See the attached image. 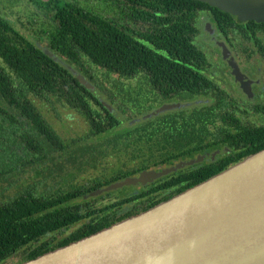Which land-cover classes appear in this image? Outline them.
Instances as JSON below:
<instances>
[{
	"label": "trees",
	"instance_id": "16d2710c",
	"mask_svg": "<svg viewBox=\"0 0 264 264\" xmlns=\"http://www.w3.org/2000/svg\"><path fill=\"white\" fill-rule=\"evenodd\" d=\"M178 3L191 5L198 2L156 1L157 5ZM0 4L19 6L20 9L25 7V11L31 9L29 5L38 8L46 18L35 16L40 14L31 9L27 14L30 24L42 20L49 43L64 52L69 51L70 56L82 61L86 71H98L84 76L94 89L84 87L67 67L69 64L52 59L36 44L37 35L21 31L9 18L0 15V118L5 123L28 126L22 134L23 153L34 158V163L29 160L30 170L38 176L8 199L3 197L0 201V264H13L10 259L20 255L18 264L88 236L192 187L225 169L228 163L181 168L158 178L149 187H140L139 191L126 193L123 197L111 190L105 192V196H113V199L100 205L83 199V195L92 189L138 175L142 170L173 166L226 144L232 148L227 155L234 154V158L228 160L230 163L264 148V138L261 137L259 145L247 151L237 152L232 145L235 135L241 131H233L226 124H231L229 120L238 116L226 105L224 94L210 88L211 80L198 71V59L204 56V52L192 42H157L140 48L133 43L113 41L105 18L79 8L72 0H0ZM76 44L87 59L76 56L78 53L73 50ZM140 71L144 72L141 83L157 92V96L171 100L173 96L181 95L188 101L207 97L210 104L196 103L133 124L127 121L133 118L132 115H127L123 122L102 104V100L123 116L127 101L124 92H132V87H126L123 79L135 78L127 73ZM101 93L105 99L101 98ZM52 96L88 122L90 137L105 134V148L79 145L75 149L74 139L60 137L33 100L36 97L48 100ZM219 118H222L221 123H217ZM0 128L3 127L0 125ZM54 151L59 155L58 169L64 181L83 163L94 165L96 157L113 158L117 167L112 173H105L104 181H97L92 186L77 185L69 189L63 186L45 194L46 189L37 182L43 177L42 172L33 164L38 165ZM14 161H21V157ZM12 165L0 170V182H5V176L14 171H24L26 164L19 162L18 170L10 168ZM74 198L78 201L73 202ZM131 200L137 201L129 204ZM92 208L105 209V220L96 224L92 221L87 225L89 229L72 232L60 240L34 245L44 236L79 221Z\"/></svg>",
	"mask_w": 264,
	"mask_h": 264
},
{
	"label": "water",
	"instance_id": "95a60500",
	"mask_svg": "<svg viewBox=\"0 0 264 264\" xmlns=\"http://www.w3.org/2000/svg\"><path fill=\"white\" fill-rule=\"evenodd\" d=\"M198 1L264 22V0ZM222 55L236 80L245 83L228 49ZM68 68L84 87L94 89ZM102 104L116 115L111 105ZM187 106L169 102L130 123ZM202 159L142 170L89 195L145 186ZM18 264H264V148L146 210Z\"/></svg>",
	"mask_w": 264,
	"mask_h": 264
},
{
	"label": "flooded vegetation",
	"instance_id": "af4514ba",
	"mask_svg": "<svg viewBox=\"0 0 264 264\" xmlns=\"http://www.w3.org/2000/svg\"><path fill=\"white\" fill-rule=\"evenodd\" d=\"M156 1L105 0V11L97 13L94 12L92 7L84 5V0H72L79 8L104 17L110 31L109 34L114 37L113 41L129 42L138 47L154 45L157 42L171 44L173 41L177 43L192 42L198 46L204 52V56L198 59V67L196 65L198 71H201V73L211 80L212 84L210 88H213L214 91L222 95L224 94L226 105L230 109H234V112L238 116L229 120L232 121L231 124H226L233 131H241L235 135L236 139L232 141V145L237 148V152L247 151L259 145L260 137L264 138V22L247 17L241 19L236 14L198 0H195L198 3L191 5L179 3L157 5ZM33 8L40 14V16L36 15L37 17H44L38 8ZM35 22L36 24L34 25H39V29L34 28L28 33L37 35L35 39L36 44L52 59L60 63L65 62L69 64L70 66L67 65V67H72L74 71L80 72L83 76L98 73L96 69L86 71L87 68L85 69L82 66V61L70 56L69 51L64 52L57 45L54 46L49 43L45 37L47 32H43L46 31V26L41 25L43 21L36 20ZM32 38L34 39V36ZM73 46V50L78 53L76 56L82 57L81 60L87 59L83 51L80 52L78 50L79 46L77 44ZM223 48L228 49L230 52V56L236 63L235 65L238 66L241 75L246 79L245 83L236 80V77L233 75V68L222 55ZM167 57L174 58L171 55H167ZM231 63L233 64V62ZM127 74L141 77L144 75V72H128ZM194 100H196L197 104H210V98L207 97ZM178 101H184V98L181 95L171 98V102ZM221 120L222 118H219L217 123H221ZM78 140L79 138H74L75 149L78 147L75 144L79 142ZM83 140V142L88 141L84 138ZM231 149L226 144L223 148L196 154L188 160L199 156L203 157L199 162L190 165L191 167L204 163H216V165H219L226 161L228 166H230L234 164V162L230 163L228 161L230 157L231 159L234 158V154L227 155ZM20 157V162L25 163V168L30 170L29 160H32L34 163V158H29V155L26 156L24 154ZM58 157L59 155L54 151L48 157L42 159L38 165L33 164L42 172L43 177H40L37 182L40 187L46 189L45 194L63 187L65 184L58 169ZM221 158L223 159L219 161ZM32 173L33 178L38 177L34 176V170H32ZM72 180L69 182H72ZM156 180L145 186H137L146 188L155 183ZM69 186L72 187V185ZM102 188L104 189L105 186L92 189L83 195V199L91 200L93 196L89 194ZM103 194L105 195V191L98 195L102 196ZM74 201L77 202L78 199L74 198ZM135 201L137 200H131L129 204H133ZM98 209L95 208L93 210L92 208L89 212L84 213V217L79 221H76L69 227L58 229L52 234L44 236L39 241H36L34 245H40V243L45 241L54 242L60 240L80 229L85 231L89 229L87 225L92 221L95 224L104 221L105 209L99 211ZM85 225L86 228H84ZM72 226H74L73 231L70 230ZM63 229H68L66 230L68 231L66 233L67 236L56 238L55 233L63 231ZM12 259H20V255H17V258H11L10 261Z\"/></svg>",
	"mask_w": 264,
	"mask_h": 264
},
{
	"label": "rangeland",
	"instance_id": "374dc122",
	"mask_svg": "<svg viewBox=\"0 0 264 264\" xmlns=\"http://www.w3.org/2000/svg\"><path fill=\"white\" fill-rule=\"evenodd\" d=\"M84 5H88L92 7L94 12L102 13L105 11V0H84ZM31 9L35 10L31 5ZM30 9V10H31ZM25 7L20 9L19 6L12 7L8 4H0V15L6 18H9L13 23L18 26L21 31H25L26 33L30 32L32 29H39V25H31L29 19L27 18V14L30 13L28 9L25 11ZM37 15V14H36ZM35 15V16H36ZM43 39V36H42ZM142 78L135 77L131 79H123L124 85L126 87H132L130 91L131 93L124 92L127 95L126 101V112L122 116L120 112L116 111V116L124 122V118L127 115H132V119L127 120L128 122H133L134 118L143 116L149 113L150 107L152 109H157L164 104L173 103L171 100H166L161 96H157V92H153L150 87L147 85H143L141 83ZM126 83V84H125ZM136 86V87H135ZM94 88V87H93ZM131 95V96H130ZM102 99H105L104 94H100ZM35 105L40 110L41 114L48 121V123L55 129V131L60 135V137L68 138V139H77L79 138V142H76V145L88 146L91 147L93 145H99L105 148V134H101L100 136L90 137V128L88 122L73 109L68 108L66 105H63L61 101L57 100L56 97L52 96L49 99L45 98H33ZM181 104H187L191 107L196 103V100H185L178 101ZM150 110V111H153ZM135 116V117H134ZM127 118V117H126ZM0 121L2 122L1 118ZM0 125L3 128H0V170L6 169L9 164H13L10 168H16L14 170H18L20 167L18 161L17 163L14 161L15 158L23 156V148L24 144L22 143V134L26 129H28L27 125H15L10 123L2 122ZM88 138L87 142H83V138ZM94 165H86L83 163V166L75 170L72 174L71 178H66L64 187L65 189H69V185L72 187L77 185H85L92 186L97 181L105 180V173H112L117 167V162L113 158H109L105 160L104 157H96L93 160ZM16 166V167H14ZM13 172V171H12ZM6 175L5 182H0V201L3 199H8L15 194L16 191L22 189L27 183H30L33 179V173L25 168L24 171ZM73 179L72 182H69ZM44 188V187H42ZM139 186H128V188H119L116 190L117 195L123 197L126 193L129 194L131 191H139ZM126 194V195H127ZM5 195V196H4ZM5 197V198H3ZM118 199V196L115 195ZM3 198V199H2ZM111 198L105 196H93L91 200L96 202V205L105 204L111 201ZM114 199V200H116ZM113 200V201H114ZM74 226L70 227V230L73 231ZM69 229V228H68ZM59 231L55 233L56 238L67 236L66 230ZM13 258H17L14 256ZM19 259H12V263L16 264Z\"/></svg>",
	"mask_w": 264,
	"mask_h": 264
}]
</instances>
